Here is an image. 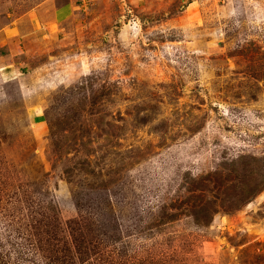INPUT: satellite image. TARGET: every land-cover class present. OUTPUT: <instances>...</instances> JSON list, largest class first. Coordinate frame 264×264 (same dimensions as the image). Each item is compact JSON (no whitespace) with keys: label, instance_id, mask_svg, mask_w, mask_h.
<instances>
[{"label":"rangeland","instance_id":"obj_1","mask_svg":"<svg viewBox=\"0 0 264 264\" xmlns=\"http://www.w3.org/2000/svg\"><path fill=\"white\" fill-rule=\"evenodd\" d=\"M43 1L0 0V28L39 25L0 71L7 244L49 227L41 255L77 264H264V0Z\"/></svg>","mask_w":264,"mask_h":264},{"label":"trees","instance_id":"obj_2","mask_svg":"<svg viewBox=\"0 0 264 264\" xmlns=\"http://www.w3.org/2000/svg\"><path fill=\"white\" fill-rule=\"evenodd\" d=\"M19 201L21 202L22 200H19ZM29 207L30 206H27V208ZM45 210L50 213V209L45 208ZM28 213L29 214H27V217L30 219V222L32 221L36 222L35 219L38 215H44V214L36 213V212H28ZM2 217L4 216H0V233L2 231L6 233L8 240L3 243V240L1 239L2 237L0 236V264H77L75 262V259H78L77 255L79 253H77V255L75 256V253L72 254L70 250L68 251V249L66 250V248L64 250H53L52 254H49L50 253L49 251V253L45 256L41 255L43 251L44 252L46 251V247L52 245L50 241H54L56 243L58 242V240L56 239L57 232H55L54 229H50L49 227L48 229H46V231L41 232L42 236H40L41 233H39L35 235L34 237H31L33 239L32 241L31 239L25 241L27 243H25V246H23V248L27 252H22L21 249H17V246H19V244H16V243H11V247H10L7 243L10 240H13L14 238V237H10V235H15L17 232L11 225L13 224V222L3 224ZM44 217L46 218L38 222H41L43 227L45 228L49 226L48 220H51L50 219L51 217L48 214L44 215ZM16 224H17L16 227L23 228V229L34 227V226L27 227L28 225L26 223L24 225H21L20 221L16 222ZM35 225L37 224L35 223ZM34 229L35 228H33V230ZM50 231L51 233H49ZM49 234H52V235H49ZM24 235L25 234H21L20 238H22V236ZM49 236H54L55 238L51 239ZM17 238L19 237L17 236ZM63 245H66V243H63ZM12 246H15L16 248H13ZM29 246L31 250L27 249V247ZM75 249L78 250L76 247Z\"/></svg>","mask_w":264,"mask_h":264},{"label":"crops","instance_id":"obj_3","mask_svg":"<svg viewBox=\"0 0 264 264\" xmlns=\"http://www.w3.org/2000/svg\"><path fill=\"white\" fill-rule=\"evenodd\" d=\"M48 1L53 0H45L43 1L37 8L45 6ZM64 9L55 8V11H53L51 17L58 20L57 16L64 15L65 12ZM35 14H31L28 12L25 15H22L16 19V22H13L12 24L0 28V64L3 62L5 65H0V71L8 70L10 59L14 56L18 55H24L26 53V45H24L25 41L30 38V36L34 35L38 31V26L35 28V23L33 22ZM28 23L29 29H26V31L22 34L19 33V29L16 26L18 23ZM21 47H20V46ZM23 45V46H22ZM5 61V62H4ZM2 74H0L1 76Z\"/></svg>","mask_w":264,"mask_h":264}]
</instances>
